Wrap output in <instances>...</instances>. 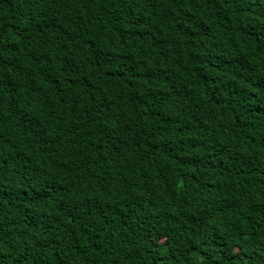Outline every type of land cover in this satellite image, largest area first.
Here are the masks:
<instances>
[{"label": "trees", "instance_id": "trees-1", "mask_svg": "<svg viewBox=\"0 0 264 264\" xmlns=\"http://www.w3.org/2000/svg\"><path fill=\"white\" fill-rule=\"evenodd\" d=\"M0 264H264V0H0Z\"/></svg>", "mask_w": 264, "mask_h": 264}]
</instances>
